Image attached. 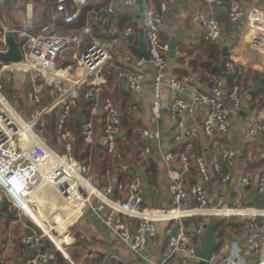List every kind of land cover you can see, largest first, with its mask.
Listing matches in <instances>:
<instances>
[{"label":"built area","instance_id":"built-area-1","mask_svg":"<svg viewBox=\"0 0 264 264\" xmlns=\"http://www.w3.org/2000/svg\"><path fill=\"white\" fill-rule=\"evenodd\" d=\"M15 1L0 0V7ZM179 1L161 0L155 6L152 0H109L97 12L100 14L97 16L98 24L103 27H109L111 17L115 15H123L132 21L136 17L148 55L146 60L125 46L135 35L131 27L121 33H114L109 27L107 32L111 38L90 42L86 38L91 34L89 25L70 35L55 32V21H59L61 26L75 23L89 0H23L25 18L20 28L8 30L0 21V55L8 50L7 33H12L21 53L19 62L0 61V204L5 199L20 215L27 216L25 206L32 211L37 207L34 198L31 199L33 189L38 186L41 190L44 185L56 189L65 198L76 191L83 196L81 209L84 206L91 208V195L86 191L88 186L93 189L92 196L100 203L99 209H106L104 225L122 243L129 244L134 259L139 263L199 264L188 243L190 232L186 231L184 222L197 221L192 226V232L202 239L208 220L217 218L231 219L244 228L239 235L231 237L225 248L213 253L205 264H264V158L253 176L245 173L237 177L236 153L229 147L230 115L243 111L249 115L246 134L251 142L264 132V111L242 109L243 97L248 94L235 83L228 86L225 79L213 78L209 89L204 87L202 90L196 86L189 87V76L167 78V45L160 39V30L169 11ZM202 3L190 20L203 31L205 41L216 43L223 39L224 27L218 20V14H223L229 24L241 26V43L264 52V8L240 0H202ZM34 6L52 8L53 22L36 28L32 12ZM137 6L138 12L135 10ZM174 56L179 57L176 50ZM114 61H117L118 67H115ZM146 66L152 73V129L140 131L139 140L150 142L160 139L157 126L163 109V92L167 88L173 96L167 109L171 118L179 120L177 127L185 128L186 121L200 111L199 132L208 141L210 149L206 155L204 153L208 149H203L202 155H198L190 152L193 144H188V151L179 156L180 171L174 170L171 164L173 154H166L164 158L170 176V209L167 210L143 207V181L131 171L130 165L121 162L117 140L123 131L118 110L112 101L100 97V87L105 84L104 72L115 68L118 70L117 77L125 81L133 97L139 98L144 91L145 74L142 70ZM226 67L230 68V63ZM13 74L23 75L28 81L25 98L26 108L31 114L27 121L21 119L1 93ZM49 91L54 92L52 100L45 107L38 108L40 95ZM78 101L89 109L87 115L81 113L76 120V136L66 129L65 122L70 107ZM54 111L57 112L54 129L63 143L62 151L53 150L41 138L43 118ZM100 113L104 117L102 130H98L97 123L100 122L95 118ZM182 135L177 129L174 140H181ZM77 139L86 147L99 141L106 153L120 162L117 168L121 174L133 172L134 175L119 183L114 182L117 179H112L103 191H98L89 182V164H81L78 157L72 155ZM190 170L196 173L197 179L186 186L185 174ZM76 176L87 185L76 184ZM215 179L218 193L212 198L208 190ZM236 181L241 193L238 190L236 199L229 201L225 188L232 189ZM251 187L261 201L260 206L253 204V193L247 191ZM115 192L123 194V197L118 200L110 198ZM126 219L133 221L134 226L125 224ZM29 222L35 231L28 230L18 238L21 246L35 249L26 264L49 263V251L42 250L44 240L63 254L45 231L30 219ZM158 222L177 224V228L174 235L171 228H166L167 251L158 263H154L148 254V245L157 235Z\"/></svg>","mask_w":264,"mask_h":264},{"label":"crops","instance_id":"crops-1","mask_svg":"<svg viewBox=\"0 0 264 264\" xmlns=\"http://www.w3.org/2000/svg\"><path fill=\"white\" fill-rule=\"evenodd\" d=\"M160 1L161 0H152L155 6H157ZM23 3V0H17L11 4L0 7V21L6 29L13 30L22 26L25 18ZM242 3L256 5L258 4V0H247V2L243 1ZM202 5V0H180L166 16L161 26L160 39L162 43L168 45L170 40L177 35V32H180L182 35L181 38H177L175 49L179 53V57L174 56V58H170L169 52H166L167 78L170 76L180 77L179 73L185 72V76L191 78L189 87L196 86L199 89L204 90L205 85L200 82V77L202 76H197V74L192 71L191 66V63L195 60L203 63L208 60L207 55L202 54V50L205 48V45H202L205 43L204 33L200 28L193 25L190 20V16ZM32 12L36 28H39L43 24L53 22L51 19L53 15L52 8L45 9L44 7L34 6ZM98 15L100 14L94 12L92 18H87L86 24L84 25H89L91 27V34L89 37H86L88 42L91 40L111 38V35L107 32L110 28L111 30H114V33L117 32L116 20H118L117 16L119 15H115L113 17L114 20H112L113 18L111 17L110 28L98 24ZM218 20L224 27V36L221 41L214 43V45H216L220 52V58L226 59L227 62L232 64V68H236V72L233 74L235 76L232 79L233 84H237L242 91H245L248 94V96L243 97L242 109L256 110L258 107L256 106V101L253 100V96L259 92L256 99L260 100L264 106V84H262L260 89H258L253 96L249 95V93L256 84L264 81V52L253 50L244 43H241L242 34L240 32V25H235L239 28V32L235 33L231 28L233 25H230L227 22L223 14H218ZM131 23L135 28V35L125 46L130 52L137 55L138 53L132 49L138 47L139 35L142 32L137 23L136 17ZM56 26L58 30L64 31L63 26L60 24L55 23V27ZM96 28L99 29L98 31L102 32L104 35L103 37H98L97 34H94ZM77 32L78 31H76V33ZM56 33L64 35L57 31ZM114 36H116V34H114ZM227 41L230 42V49L228 57H223L220 45ZM65 56L68 58V53H66ZM114 63L115 67H118L117 61H114ZM142 71H144L145 74L144 91L139 98L135 99L131 94V90L127 88L125 81L117 77L118 70L114 68L112 88L114 92L110 94V101H112L113 105H115L118 110L122 129L125 132V134L122 132V135H120L121 137L118 139L119 141H117V145L120 152L125 157L124 164L130 165L131 170H133L136 175L139 176L141 181H143L141 188L144 198L143 207H146L147 209L167 210L170 209L168 190L170 176L164 158L166 154L170 152L173 154L174 158L172 159L171 164L174 166V170L180 171L181 164L179 157L175 155L177 154V151L174 152L175 149L177 150L180 148L183 152H187V145L193 144V148H190V152L197 153L198 155H202L203 149L204 151L208 149L207 152L204 153L206 155L210 152V149L208 141H206L199 132L200 121L202 118V113L200 111L194 118L186 121L185 128L177 127L179 120L171 118L167 109L168 104L173 97L167 88H165L163 92V109L157 126L161 135L160 139L158 141L153 140L150 142L141 139L139 140L140 137L138 133H140V131H143L144 129H152V125L150 124L152 73L147 66L144 67ZM249 71L250 74H248ZM230 72V70H226L225 74L221 75V79H228ZM26 79L27 78L23 75L13 74L12 80L5 86L10 89L18 83L23 85L27 83V92L29 85ZM210 82L208 83L207 88L205 87L206 89H209ZM121 93L124 94V96H122ZM77 104L82 105L80 101H78L76 105ZM76 105L74 107H76ZM124 105L127 107L126 109H122ZM128 106H130V110L128 109ZM263 106L262 108L264 109ZM81 111V108L76 111V120L81 115ZM78 113L80 114L77 117ZM95 118L99 119V116H96ZM230 119L229 147H231L236 153V176L239 177L245 173L249 176H253L258 167V162H256L257 158L259 157V159H262V157H264V132H260L257 137L250 142L246 134L249 115L244 111L239 114L232 113ZM177 129L183 134L179 141L174 140V133ZM193 130L194 134H192ZM129 131L133 134L137 133V138L129 139L130 137H128L127 134ZM73 133L77 136L76 131ZM78 142L79 140L77 139V144ZM100 153L101 150L97 148L89 151L88 164L90 163V160L93 159L91 167L94 169V174L89 176V182L91 186L98 191H103L104 187L111 181L112 176L110 172L106 170L105 172L101 171V163L99 160ZM115 161L117 165L120 164L118 160H112V162ZM150 161L155 165L154 173L148 170V164ZM121 162L123 163V160H121ZM185 177L186 180H184V185L186 186L192 185L197 179V175L193 170L188 171L185 174ZM238 190L239 193H241L237 181L232 189L225 188L227 199L229 201L236 199ZM208 193L212 198L218 193L216 179L209 186ZM252 193L253 192H250V194ZM122 197L123 194L115 192L110 198L118 200ZM253 198L254 205L260 206L261 201L254 193ZM65 201V205L63 204L59 218L53 225L59 224L62 220V215L64 214V217L68 218L66 221V223H68V228L64 233L63 229L66 226V223H64L61 228H55L52 226L51 231L54 230L58 233L57 236H54L52 233L54 237L53 240L58 246H56L54 242L53 244L57 249H62L63 254L56 249L55 250L63 257L67 264H143L134 259L129 244L122 243L116 235L104 225V221L107 218V212L105 208L99 209L100 203L95 197L91 199V208L89 206H84L82 210L81 207L76 209L81 202V197H79V194L76 191L71 192L70 197L65 199ZM94 207L96 208L95 211L92 210ZM52 213L56 215L55 210H52ZM35 215L39 217L37 214ZM41 218L43 220L40 219V217L38 219L44 221V217L42 216ZM5 220L6 215L2 213L0 215V264H26L27 259L35 252V249L21 246L18 242V238L30 229V224L26 219H19L18 221H11L9 223H6ZM126 220L128 221L127 225L130 224L131 227L134 226L135 223H133V221L129 219ZM185 222L191 227V232L187 237L188 243L192 248L195 245L202 248V239L194 236L192 232V226L195 221L186 220ZM169 225L170 223L166 222H158L156 224L157 235L148 245V254L150 260L154 263H158L162 259L163 254L167 251L168 236L166 234V228ZM172 227H174V224H172ZM231 237H233V234L230 235L224 246L221 248L227 246ZM43 249H45L44 245ZM51 249L52 247L46 249L50 254L48 264H57Z\"/></svg>","mask_w":264,"mask_h":264},{"label":"trees","instance_id":"trees-1","mask_svg":"<svg viewBox=\"0 0 264 264\" xmlns=\"http://www.w3.org/2000/svg\"><path fill=\"white\" fill-rule=\"evenodd\" d=\"M240 1L247 2V0H240ZM108 2H109V0H92V1L90 0V3L88 4V6H86L85 8L82 9L81 14H80V18L75 23L63 26L64 31L58 30L57 26H56L55 32L57 31L58 33L67 34V35L76 33V31H79L80 29H82L83 26L86 24L87 18L88 19L92 18L93 13L99 12V10L101 8H103ZM256 6L264 8V0H258V4H256ZM117 18H118V20H116V27H117L116 31L118 33L123 32L128 27L133 28V30L135 29L133 24L131 23L132 22L131 19H129L128 17H125L123 15H119V16H117ZM112 20H114V18ZM55 23L59 24V21H55ZM231 28H232V30L235 31V33L239 32L238 26L233 25V26H231ZM72 29H73V31H72ZM98 30L99 29L96 28V30L94 31V34H97L98 37H103L104 35L102 34V32L98 31ZM103 40H105V39H103ZM204 42L205 43H203L202 45H205V48L202 50V54L207 55L208 60L204 63L201 61L199 62L198 60L193 61L191 63L192 64L191 65L192 71L195 72L197 74V76H199V77L202 76V77H200L201 78L200 82L203 85H205V87L207 88L208 83L213 78H217V79L220 78L221 79V75L225 74L226 70H230L232 73L230 72L229 78L228 79L226 78L225 80L227 81L228 86L231 87L233 85L232 79L235 76L233 74H234V72H236V68H232V64L230 62H227L226 59L220 58V52H219L218 48L216 47V45H214L213 42H208L205 40H204ZM198 58H199V56H198ZM0 61L6 62V60L3 59L2 57H0ZM229 63H230V68H227L226 64H229ZM179 74H180V77H183L186 75L185 72L184 73L181 72ZM248 74H250V71L248 72ZM103 75L105 78V84L100 87V91H101L100 97L102 100H110L111 99L110 94L114 92L112 89L113 88V79H114V68L109 69L108 71L104 72ZM257 95H259V92L253 96V100L256 101L255 103H256V106L258 107L257 110H263L264 111V109L262 108L263 104L260 102V100L256 99ZM122 96H124V94H122ZM46 97H49V93L47 94V93L43 92L40 95L41 103L39 105H37L38 108L39 107L40 108L45 107L47 105V103H49V101L47 102V100H45ZM79 108L82 109L81 113L83 115H87V111L89 109V107L87 105L85 107L84 106L81 107V105H79V104H77L76 107H70L69 112H68L67 121L65 122V127H66V129H68L72 133L77 129V122H76V116L75 115H76V111H78ZM126 108L127 107L125 105L122 107V109H126ZM128 109L130 110V106H128ZM47 116H45L43 118L45 121L47 119ZM99 122H100L99 124L97 123V128H98V130H102L104 117H103V114H101V113L99 114ZM126 126H127V124H126ZM49 127H50V124H49V122L46 121L44 128H43V134H42L43 138L46 140L48 139L49 133H50ZM122 131L125 134L123 129H122ZM127 134H128V137H130L129 139H131V138L136 139L138 136L137 133L133 134V133H131V131H129ZM117 141H119V140H117ZM77 145L79 147V148L77 147L78 148L77 149L78 161L85 166L88 165L89 151L91 149L94 150L95 148L100 149L101 153H100L99 160L101 163L100 164L101 165V171L105 172V170H106V171L110 172V174L112 176L111 180L117 179V181H114L115 183L122 182L127 177L134 175L133 172H132V174H129V173H127L126 175L121 174L117 168L118 165H117L116 161L112 162V160H114V159L110 155H108L106 153V151L100 146L99 141L94 143L92 146L86 147L83 145L81 140H79ZM137 145H138V143H137ZM119 151H120V149H119ZM175 151H177V154L174 153L177 157H179L180 154L183 153V150L180 148L177 150L175 149L174 152ZM121 158L123 160V163H125L124 162L125 157L122 155V153H121ZM263 158L264 157H262V159H259V157L257 158L256 162H258V165L263 161ZM154 168H155V165L153 164V162L150 161V163L148 164V170H150L151 172L154 173ZM253 190H254V188L251 187L247 191L253 192ZM2 213L6 215V220H5L6 223H9L11 221H16V220L18 221L19 219H22V220L25 219L22 215H20V213L16 209L12 208V206L9 203H7L5 201V199L0 204V215ZM67 219L68 218L64 217V214H63L62 220L59 224H56V228H61L63 226V224L66 223ZM193 221H195V220H193ZM127 222H128L127 220L124 221L125 224H127ZM196 222L197 221H195L193 224L195 225ZM29 224H30L29 230H34L35 227L31 223H29ZM184 225H185L186 231L191 232L190 225L187 224L186 222H184ZM168 227L172 229L173 228L172 223H170V225ZM67 228H68V223H66V226L63 229L64 233L66 232ZM243 228L244 227L242 224L236 223L231 219L219 220L218 223L216 224V227H215V235H216L217 242H216V247H215L214 253H217L221 249V247L224 246L226 240L230 237L231 234L239 235L242 232ZM42 250H46V249H43V247H42ZM51 250L53 252V256H54V259L56 260L57 264H67V262L63 259V257L58 252H56V250L53 247Z\"/></svg>","mask_w":264,"mask_h":264},{"label":"water","instance_id":"water-1","mask_svg":"<svg viewBox=\"0 0 264 264\" xmlns=\"http://www.w3.org/2000/svg\"><path fill=\"white\" fill-rule=\"evenodd\" d=\"M139 2H137L138 4ZM136 12H138L139 8L138 6L135 8ZM117 36V35H116ZM182 35L180 32H177V35L173 37L170 42L167 45V51L169 52V57L174 58V51L176 49V42L177 38H181ZM6 41H7V52L5 54H1L0 57L5 59L8 62L16 63L21 60V53L20 49L18 48L17 43L14 41L12 33L6 34ZM221 53L223 57H228L229 49H230V42L227 41L220 45ZM138 55L143 57L145 60L148 59V55L145 50V44L143 41L142 33L139 35V45L138 47L132 49ZM264 84V81L262 83L256 84V86L250 91L249 95L253 96L254 93L260 89V87ZM80 113H78L77 117ZM79 118V117H78ZM217 218H211L208 220L207 224L205 225V229L202 236V248H199L198 245L193 246V252L195 257L199 260V264H205L206 261H208L211 256L214 253L215 247H216V235H215V227L218 223ZM177 228V224H174V227L172 228V235L175 234ZM43 245L45 249H49L52 247V244L48 240L43 241Z\"/></svg>","mask_w":264,"mask_h":264},{"label":"rangeland","instance_id":"rangeland-1","mask_svg":"<svg viewBox=\"0 0 264 264\" xmlns=\"http://www.w3.org/2000/svg\"><path fill=\"white\" fill-rule=\"evenodd\" d=\"M64 35H66V34H64ZM8 88L4 85L1 93L4 95V97L10 103V105L13 107L15 112L17 114H19L21 119H23L24 121H27L30 118V114H31L26 108L27 106H26L25 94H26V90H27V83H25L24 85L18 83L16 86H12V88H10V89H8ZM48 93H49V97H46L45 100H47V102L48 101L50 102L52 100L51 98H52L54 92L53 91H49ZM56 118H57V112L54 111L52 113H49V115L47 116V119H46V121L49 122V124H50L49 137L46 140V139H44L42 137V134H41V138L53 150L62 151L63 150V143H62L61 140H59V136L55 132V129H54ZM46 121L43 120V125H45ZM77 147H78V145L76 143V145L74 147V150L72 152V155L76 156V157H77V154H78L77 153V149L79 148V147L78 148ZM92 161H93V159L89 163L90 170H91L90 174H94V169H92V167H91L92 166ZM45 194H46V199H47L48 202L57 201L58 200L57 196H55L50 190H47ZM92 198H93V196L91 195L90 196V200ZM57 202L60 203L61 206L63 204L65 205V203L63 201L59 200ZM21 215L27 220V222H29V219H28L27 216H25L23 213ZM29 223H31V222H29ZM52 226L56 228V225H52ZM69 233H70V230H69ZM53 235L57 236V232L53 231Z\"/></svg>","mask_w":264,"mask_h":264},{"label":"bare ground","instance_id":"bare-ground-1","mask_svg":"<svg viewBox=\"0 0 264 264\" xmlns=\"http://www.w3.org/2000/svg\"><path fill=\"white\" fill-rule=\"evenodd\" d=\"M142 36H143V34H142ZM74 182L80 186L87 185L85 181H83L82 179H80L77 176L74 178ZM33 190L34 191L32 192L31 199L34 198L35 204L37 207H36L35 211H32L29 206H25L24 207L25 214L40 229H42L43 231L46 232V234L50 237L52 243L54 242L55 245L58 246V244L53 240L54 237H53V235L50 234V230H51L52 225L55 224V222L58 220L59 215L61 213V209L63 208L62 207L63 205L61 206V204H57L58 203L57 201L60 200V201H63L65 203L66 202L65 199H67V198L62 197L56 189H54L50 186H44L43 185V188L41 190H39V188L37 186ZM47 190H50L55 196H57L58 200L48 202L46 199V194H45ZM86 191L89 195H92V193H93V189L91 187H88V186L86 187ZM70 194H71V192H70ZM69 197H70V195H69ZM79 197H81V202L79 203V205L76 209H79L80 207H82L83 196H81L79 194ZM54 202H57V203H54ZM52 210L56 211V215H54L52 213ZM33 213L37 214L40 217V219H42L41 217L43 216L44 221H42L43 219L39 220L38 219L39 217H37Z\"/></svg>","mask_w":264,"mask_h":264}]
</instances>
